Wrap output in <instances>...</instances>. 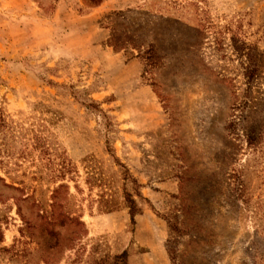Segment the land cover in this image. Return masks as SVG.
<instances>
[{"label": "rangeland", "instance_id": "374dc122", "mask_svg": "<svg viewBox=\"0 0 264 264\" xmlns=\"http://www.w3.org/2000/svg\"><path fill=\"white\" fill-rule=\"evenodd\" d=\"M0 107V264H264V0H0Z\"/></svg>", "mask_w": 264, "mask_h": 264}, {"label": "trees", "instance_id": "16d2710c", "mask_svg": "<svg viewBox=\"0 0 264 264\" xmlns=\"http://www.w3.org/2000/svg\"><path fill=\"white\" fill-rule=\"evenodd\" d=\"M8 126V122L6 120V117L3 113L2 108L0 107V131H3ZM250 143H255L256 138L249 137ZM134 181V180H132ZM137 184V181H134ZM137 195L143 197L142 192L140 190H137ZM125 199H126V205L128 206L130 210V216L133 223H135L136 216L141 212V208L138 205V201L136 200L133 193L125 191Z\"/></svg>", "mask_w": 264, "mask_h": 264}]
</instances>
